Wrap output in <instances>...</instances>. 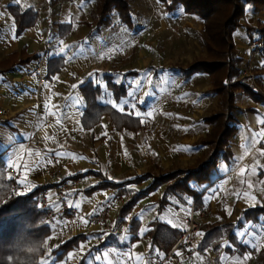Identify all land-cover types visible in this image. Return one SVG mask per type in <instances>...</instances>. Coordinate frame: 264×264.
<instances>
[{
  "label": "crops",
  "instance_id": "crops-1",
  "mask_svg": "<svg viewBox=\"0 0 264 264\" xmlns=\"http://www.w3.org/2000/svg\"><path fill=\"white\" fill-rule=\"evenodd\" d=\"M80 2L0 0V150L5 151L8 168L25 172L24 180L31 185V193L38 186L81 174V189L70 197L80 217H62L51 225L46 247L51 252L66 241L81 237L65 253L60 250L49 255L44 264H151L154 256L166 253L152 243L148 234L153 227L151 222L159 220L183 230L187 218L182 213L190 197L170 195L169 201L162 203L167 183L146 191L131 208L125 204L114 214L128 223V230L121 234L93 228L89 216L117 194L131 197L147 190L160 170L184 168L171 166L181 163L182 152L190 143L204 147L196 145L212 127L204 118L218 111L202 118L210 129L191 142L184 127L147 128L141 116L103 102L105 88L121 103L128 96V87L125 80H116L113 70L98 72L100 62L90 42L104 27L96 29L93 13L87 16ZM47 4L52 17L46 13ZM12 7L21 14L33 8L36 21L19 33L17 13ZM42 34L52 43L48 47L41 43ZM257 48L254 47L255 54L259 52ZM36 55L46 56L43 84L35 72ZM54 56L63 57V67L49 74L55 63L49 64V59ZM261 65L264 66V59ZM261 77L263 86L257 85L256 89L264 93V74ZM112 83H125L127 92L121 100L116 99ZM87 84L100 88L97 99L103 105L138 117L143 125L116 120L110 112H104L93 123L86 113L91 96L85 88ZM213 88L207 92L220 95L212 92ZM237 103L241 110L236 112L238 123L230 139L231 154L220 159L210 182L192 184L200 191L197 203L191 197L194 206L208 207L209 215L202 225L211 223L225 230V224H236L234 235L229 237L224 231L220 239L204 244L206 230L201 226L194 238L197 250L192 254L179 252L167 264H199L205 258L202 251L207 246H212L214 260L220 264H246L250 258H254L255 264H264V210L251 214L249 219L244 216L246 210L264 208V101L238 93ZM150 172L153 174L141 181L125 183ZM101 183L118 185L90 191ZM50 194L54 196L52 191Z\"/></svg>",
  "mask_w": 264,
  "mask_h": 264
},
{
  "label": "trees",
  "instance_id": "trees-1",
  "mask_svg": "<svg viewBox=\"0 0 264 264\" xmlns=\"http://www.w3.org/2000/svg\"><path fill=\"white\" fill-rule=\"evenodd\" d=\"M56 2L58 0H51ZM94 1L93 23L96 29L107 27L113 22V17L118 15L119 19L132 24V12L128 0H92ZM169 11H176L183 6L187 13L195 14L204 19L209 25V31L204 36L208 47L209 55L193 62L188 67L180 68V72L185 79L201 73L208 74L213 81L212 92L221 95V109L204 118V121L211 123L212 127L207 135L196 142V145L205 147V153L198 162L189 168L174 169L169 172H161L154 176V181L147 188L138 194H131L125 206L131 208L135 201L144 196L146 191L154 189L156 186L167 183L166 191L161 199L162 203L169 201L170 195L180 198L194 197L196 203L200 196V191L193 186L203 185L210 182L215 176V168L220 159L228 157L230 151V139L236 131V112L241 110L237 103V95L240 91L250 95L256 101H264V93L256 89V86L249 82L244 75L241 65L243 58L239 55L235 42V32L241 27H245L250 36L258 32L260 42L264 49V26L251 25L245 21L248 9L255 14L264 11V0H162ZM14 8V7H12ZM18 19V32L32 25L37 15L33 8L21 14L20 10H15ZM212 40V42H211ZM254 41V40H253ZM33 58L38 59L39 55ZM30 60V59H28ZM24 61V60H23ZM55 62L50 68L49 74H54L63 67V57L54 56L49 59V64ZM141 71L133 70L125 75H139ZM112 82V81H111ZM117 100H121L126 94L125 83L111 84ZM90 91L86 113L94 122L98 121L104 112H110L116 120L131 121L139 125L140 118L128 114H122L111 106L103 105L97 98L100 94L99 87L85 86ZM9 168L6 165L5 151L0 150V264H44L46 258L51 254H56L63 250L61 254L74 246L81 236L74 237L66 241L59 248L47 251L46 241L51 233V225L47 222L46 215L38 207L36 195L37 191L29 194H19L11 190L12 179ZM153 173L125 183L141 181ZM81 174L72 177L79 178ZM116 183H101L90 189ZM264 208L249 209L244 212V216L249 219L251 214H260ZM152 229L148 234L152 243L168 251L182 234V230L174 228L159 220L151 222ZM240 225V222H239ZM236 224H225V230L215 224L207 223L202 225L206 230L204 244L220 239L225 233L232 237L233 228Z\"/></svg>",
  "mask_w": 264,
  "mask_h": 264
},
{
  "label": "rangeland",
  "instance_id": "rangeland-1",
  "mask_svg": "<svg viewBox=\"0 0 264 264\" xmlns=\"http://www.w3.org/2000/svg\"><path fill=\"white\" fill-rule=\"evenodd\" d=\"M128 1L133 8L132 24L122 22L115 15L112 24L104 27L100 35L90 42L100 62L98 72L103 74L113 70L116 80H125L128 87V96L121 103L115 101L108 88L103 91L102 101L141 116L147 128L157 125L184 127L188 140L195 142L209 131L210 125L202 118L219 111L221 97L207 92L213 88L208 74H197L186 80L179 69L209 55L204 39L210 30L209 25L199 16L187 13L182 5L176 11H169L162 0ZM80 4L91 17L94 1L84 0ZM46 13L52 17L48 4ZM245 21L264 26V11L255 14L248 9ZM248 34L245 27L235 33L236 46L243 58L242 70L256 87H262L263 45L258 32L252 36ZM254 39L259 42L257 54L254 52L257 46L253 45ZM134 69L140 70L141 74L123 76ZM239 94L244 93L240 91ZM243 99L242 103H245ZM203 152L204 147L190 143L182 152L181 163L171 167H192ZM10 188L13 190L12 186ZM198 208L190 197L182 214L188 218Z\"/></svg>",
  "mask_w": 264,
  "mask_h": 264
},
{
  "label": "built area",
  "instance_id": "built-area-1",
  "mask_svg": "<svg viewBox=\"0 0 264 264\" xmlns=\"http://www.w3.org/2000/svg\"><path fill=\"white\" fill-rule=\"evenodd\" d=\"M39 7V4L36 5ZM35 42V40H33ZM254 46L257 41H254ZM41 43L48 47L50 44L47 35H41ZM255 46V47H257ZM46 65V56H40L36 60L35 72L40 80V84L45 82L44 67ZM9 176L12 179V188L19 194L31 193V185L24 180L25 172L22 169L10 167ZM81 179L76 177H69L59 180L55 184L36 187L37 203L41 211L46 215L47 222L50 225L56 224L58 219L67 217L69 219H78L80 217L79 209L70 202V197L73 193L81 189ZM54 193L51 197L50 192ZM128 194H117L115 197L109 199L101 206L99 210L90 214L89 222L93 228L109 232L111 234H121L128 230V223L126 220L117 219L114 214L124 206L129 200ZM208 217V210L206 206L193 211L186 220L185 227L182 230L181 236L163 255H156L153 257L151 264H167V262L175 257L179 252L193 253L197 250L194 246V238L200 232L203 221ZM202 253L205 258L199 264H220L214 258L215 254L212 246L204 248ZM246 264H255L254 258H250Z\"/></svg>",
  "mask_w": 264,
  "mask_h": 264
}]
</instances>
